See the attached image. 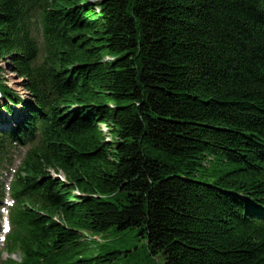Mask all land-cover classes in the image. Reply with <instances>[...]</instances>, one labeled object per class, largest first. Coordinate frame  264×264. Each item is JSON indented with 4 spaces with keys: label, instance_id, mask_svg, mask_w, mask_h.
Masks as SVG:
<instances>
[{
    "label": "trees",
    "instance_id": "obj_1",
    "mask_svg": "<svg viewBox=\"0 0 264 264\" xmlns=\"http://www.w3.org/2000/svg\"><path fill=\"white\" fill-rule=\"evenodd\" d=\"M0 58L33 101L0 76L9 135L42 132L6 264L134 229L163 264H264V0H0Z\"/></svg>",
    "mask_w": 264,
    "mask_h": 264
},
{
    "label": "rangeland",
    "instance_id": "obj_2",
    "mask_svg": "<svg viewBox=\"0 0 264 264\" xmlns=\"http://www.w3.org/2000/svg\"><path fill=\"white\" fill-rule=\"evenodd\" d=\"M8 61L0 58V76L23 100L33 103L31 96L24 87L25 83L17 73L11 71ZM1 126V120H0ZM104 130H106L104 128ZM107 132V131H106ZM109 140V136L107 138ZM137 231L111 230L104 234L102 241L89 242L93 259L80 264H163L160 253L152 254L146 239L136 235ZM15 258H17L15 256Z\"/></svg>",
    "mask_w": 264,
    "mask_h": 264
},
{
    "label": "bare ground",
    "instance_id": "obj_3",
    "mask_svg": "<svg viewBox=\"0 0 264 264\" xmlns=\"http://www.w3.org/2000/svg\"><path fill=\"white\" fill-rule=\"evenodd\" d=\"M35 37H36L37 39L42 40L43 35H42V33H38V34L35 35ZM9 112H10V111H9ZM8 116H10V115H8ZM8 128H9V126H8ZM8 128L2 127V129L5 130V131H2V132H7ZM61 176H62V174H60V173H57V174H56V177H59V178H60ZM97 236H103V235H97ZM102 238H103V237H99L100 240H101Z\"/></svg>",
    "mask_w": 264,
    "mask_h": 264
}]
</instances>
